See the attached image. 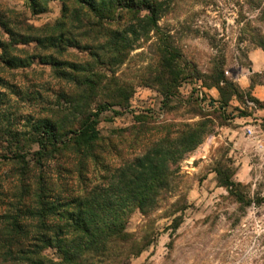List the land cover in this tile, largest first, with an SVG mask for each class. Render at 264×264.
<instances>
[{
    "label": "rangeland",
    "instance_id": "obj_1",
    "mask_svg": "<svg viewBox=\"0 0 264 264\" xmlns=\"http://www.w3.org/2000/svg\"><path fill=\"white\" fill-rule=\"evenodd\" d=\"M262 3L172 0L159 17L158 31L139 36L123 61L111 65L104 56L96 62L92 53L99 51L110 30L135 24L127 15L107 21L105 32L86 34L72 15L65 17L58 0L37 15L24 0H0V18L15 32L32 37L62 34L72 41L52 47L34 41L15 43L6 54L0 49V57L27 63L12 66L0 58V237L14 218L20 227L10 233L23 248L39 244L42 256L58 261L53 248H42L37 241L40 234L49 236L53 231H45L29 213L41 186L48 202L80 197L106 183L117 168L167 133L174 136L184 125L204 120L208 130L202 143L183 156L157 206L147 214L137 209L130 213L128 241L113 243L103 255L83 260L86 264H264V100L255 104L242 90L245 105L232 98L221 108L209 92L216 88L203 86L210 83L213 64L222 58L224 76L236 85L247 76L264 87V68L255 72L249 60L253 50L261 49L253 43V35H264ZM79 17L84 23L88 20L81 13ZM0 40H9L1 26ZM170 49L175 54L177 86L165 96L163 83L169 71L161 61ZM86 77L95 84L93 91L81 85ZM117 87L132 89L125 103L115 96ZM104 101L120 106L112 104L99 115L100 138L89 152L62 149L40 160L33 154L38 148L32 142V126L38 121H48L66 133L81 123L82 111H96ZM214 101L217 107L211 105ZM242 113L249 118L236 117ZM234 117L238 123H233ZM223 176L237 185L234 193L218 182ZM51 222L63 221L54 217Z\"/></svg>",
    "mask_w": 264,
    "mask_h": 264
},
{
    "label": "trees",
    "instance_id": "obj_2",
    "mask_svg": "<svg viewBox=\"0 0 264 264\" xmlns=\"http://www.w3.org/2000/svg\"><path fill=\"white\" fill-rule=\"evenodd\" d=\"M32 15L44 12L47 4L54 0H24ZM62 3L65 17L70 14L79 25L84 28L86 34L94 31L105 32L110 24L107 21L113 17H127L135 20V24L126 25L125 28L109 31L108 37L102 41L99 51L92 53L96 62H101L102 56L107 57L109 64L122 62L124 56L132 48V44L141 35L150 31H158V20L164 8L172 0H58ZM260 9V18L264 22V0ZM165 6V7H164ZM68 12V13H67ZM88 19L85 23L79 14ZM89 18H92L90 20ZM0 26L8 35V41L0 40V49L6 54L7 49L15 43L26 44L34 41L44 47L60 46L62 43L71 45V39H64L62 34L54 36L32 37L15 32L0 18ZM46 29V28H45ZM58 41V42H57ZM253 43L264 51V35L254 34ZM1 55L4 63L12 66H26L23 60L9 58ZM167 57L161 61L162 66L169 71L164 81L165 96L171 95V89L177 86V74L173 73L176 65L175 54L168 50ZM48 60V58H45ZM107 62V63H108ZM54 63V62H53ZM108 64V65H109ZM224 60L218 59L213 64L210 75V83L203 84L210 89L216 88L221 108L228 106L232 98H237L245 105L243 91L233 81L224 76ZM82 67V66H81ZM76 67V68H81ZM84 70V69H83ZM88 77L81 81V85L95 89V84ZM132 89L117 87L115 96L124 99V103L132 95ZM110 92V98L113 97ZM249 101L258 104L257 99L246 91L244 95ZM111 101L98 103L96 111L81 113L76 129L60 132L59 129L48 121L40 120L32 126V142L37 146L34 155L38 160L50 157L51 154L62 149H71L73 152L81 148L82 152H89L93 144L98 141L99 115L108 109ZM120 106V104H118ZM241 113V112H240ZM242 113L239 116H244ZM207 121H200L193 125H184L174 136L169 133L158 139L143 154L137 156L131 162H127L117 168L106 183L91 188L88 192L77 198L65 201L44 200L43 187L37 194V204L29 211L36 218L39 226L45 231H53V235L42 233L37 241L42 248L50 247L55 250L59 260L53 262L42 256L39 244L23 248L20 240L11 235L10 230L20 227L14 218L6 225V235L0 237V264H86L84 258L89 255L101 256L110 249L113 243L128 241L126 222L130 213L137 209L147 214L157 206L162 193L167 190L170 180L179 170V164L186 153L193 151L203 141L207 133ZM64 133V134H63ZM79 152V151H78ZM22 156L20 155V158ZM221 186L226 187L229 193H234L237 185L229 176L218 177ZM57 217L63 222L60 225L51 222ZM5 238V239H4Z\"/></svg>",
    "mask_w": 264,
    "mask_h": 264
},
{
    "label": "crops",
    "instance_id": "obj_3",
    "mask_svg": "<svg viewBox=\"0 0 264 264\" xmlns=\"http://www.w3.org/2000/svg\"><path fill=\"white\" fill-rule=\"evenodd\" d=\"M249 60L251 61V65L255 72H259L260 68H264V51L262 49H255L249 55ZM261 72V71H260ZM238 86L241 90H247L250 92V95L254 96L259 102L264 100V87L262 84H253L247 76H244L241 80H237ZM211 92L213 98H218V92L215 89L209 90ZM237 118L246 117L249 118L248 115L244 116H236ZM233 120V123H238L237 118ZM249 129V128H247ZM227 130V129H226ZM229 132H234L233 129H228ZM225 132V131H223ZM229 134V133H228Z\"/></svg>",
    "mask_w": 264,
    "mask_h": 264
},
{
    "label": "built area",
    "instance_id": "obj_4",
    "mask_svg": "<svg viewBox=\"0 0 264 264\" xmlns=\"http://www.w3.org/2000/svg\"><path fill=\"white\" fill-rule=\"evenodd\" d=\"M202 97V93L199 94ZM212 106L217 107L218 103L216 101H214L213 103H211ZM248 133H251L250 129H247Z\"/></svg>",
    "mask_w": 264,
    "mask_h": 264
}]
</instances>
